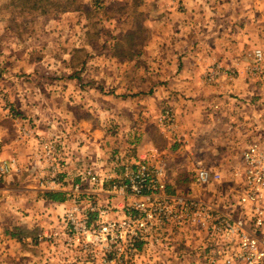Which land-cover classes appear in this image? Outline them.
Masks as SVG:
<instances>
[{"label":"rangeland","instance_id":"obj_1","mask_svg":"<svg viewBox=\"0 0 264 264\" xmlns=\"http://www.w3.org/2000/svg\"><path fill=\"white\" fill-rule=\"evenodd\" d=\"M48 1L54 2L55 0ZM78 1L84 5L86 11H91L89 15L85 11L61 12L53 8L52 4H47L45 8H39L37 11L24 9L25 12H23L21 1L0 0V46L4 42V45L0 48H6L5 51H0V56L9 54V58H14L15 62L25 63L24 67L21 66V69H26L25 72L21 70L22 75L25 77L22 80L20 79L21 81L18 80L22 86L25 85L27 87H23L26 89V94L23 98L28 100L29 104L41 105L43 108V105L46 104L51 106L54 104H57V106L62 105L65 108L63 115H70L73 111V113L82 114L86 117L90 113L86 106L92 102V95L87 89L100 90L103 87L107 91L124 89L128 84H132L134 75L138 70H141V74L137 82L141 88L144 87L140 80L146 75V71L147 73L150 72L151 41L154 40V34L156 30H158L159 36L163 35V33L169 34L166 31L165 23H162L163 19H166V15L162 13L156 14L155 11L157 9H166L168 5H171V2L170 0H158L159 7H156L157 0H103L98 8H91L92 6L94 7V0ZM220 1L222 0H204V12H200L198 15L199 22L201 24L205 23L206 27H208L206 33L208 39L205 40L206 46L218 43L217 40L221 37L218 32L214 33V31L215 28L218 29L220 26L221 29H227L223 30L226 35L222 32V35L226 36L224 38L227 40L226 42H229L230 37H232L230 30L233 29V26L230 25L231 22L229 21L231 19L228 17V20L223 17L224 14L220 16L215 8V6H220L221 8L224 6L220 4ZM214 8L215 10H213ZM235 18L239 26L242 23L245 24V14ZM156 19H159V23H157ZM154 21L155 24H153ZM237 22H232V25ZM136 24L144 27V35L146 37L143 42L141 56L138 59L129 61L114 57V43L120 40L124 33ZM189 29L185 30L184 33L188 34ZM240 38L245 37L240 35ZM243 42L240 40L236 42L235 44L242 46L232 48V52L243 54L244 57L240 58V61H249L246 55H249L248 52L250 50L245 46L247 44H243ZM243 64H245L244 70L248 73H253L249 70L255 64H258L259 70L255 71L254 74H250L249 79H243L239 83V89L246 90L243 96L239 92L240 94L233 97L235 100L226 99L225 108L238 105L239 112L243 113H238V117L234 116L232 120L230 119L228 126H231V130L228 131L229 135L225 138V145L222 149L225 153L222 156L225 165L239 163L241 152L249 142L264 140V69L262 70L260 62L256 63V60L254 63ZM204 71V68L201 69L200 74H203ZM30 72H34L37 77L32 76ZM207 82L215 85L218 83L215 79ZM247 84L248 89L246 88ZM196 86L198 87V85ZM4 90L5 88L0 86V112L4 113L0 116V120L2 116L3 120H8L11 124L10 131L13 129V123L10 121L14 122L15 128L12 132L16 133L15 140L22 141L23 138V141H27L32 139L35 144L30 165L26 162L27 165L25 166L24 162L20 161L19 163L17 159V167L9 174L0 176V226H3V228L0 227L1 234L7 228L5 220L8 217V213H15L19 221H23V218H27L29 215L26 209L30 212L35 211V215L42 211L38 207V201L40 202L41 199H44L39 181L49 177L51 169L50 163L38 160V155L41 152V143L43 141L53 142L58 154L57 162L66 171L68 164L66 157L67 155H73L71 153L73 150L68 147V144L71 143V138L81 137L74 134L73 136L71 135L72 132L78 134L77 127H64L60 126V124H49V128L47 127L45 131L37 132L38 128L35 124L27 116H22L19 108L14 104L15 100L13 101L11 95ZM60 90L63 93L61 96ZM191 104L193 106L191 107L193 110L192 116H194L195 122H198L200 104L199 102L193 103V101H191ZM228 104H231V106H228ZM210 105H213V103L210 102ZM170 107L169 105L162 106L158 113L159 116ZM249 107L253 108V111L245 118L243 114H248L247 108ZM171 111L174 117L175 113L172 109ZM94 115L96 114H93L92 117H95ZM232 121L236 122L233 123ZM242 122H246L248 125L242 124L240 127L239 123ZM157 124H159L164 135L165 132L168 135L169 133H174L172 130L168 133L169 127L160 125L158 117ZM237 127L239 133L235 132ZM4 131L10 132L5 125ZM232 131L235 133H232ZM104 132L107 135H115L117 133L113 127L104 128ZM216 133L220 134V132ZM213 134L212 132L211 135L213 136ZM180 140L179 138L176 140L175 144L177 143L178 146L175 147H173L174 142H172V139L170 140V137L166 138L164 136L163 139L160 135L155 140V145L166 149V157H171L173 171H165L164 176V181L169 190L192 191L195 195L205 196L206 200H212L219 184L220 187L224 188L231 186V184L232 186L235 185L231 180V171H218L221 174L220 181L222 182L212 184L203 189L196 187L191 180L194 171L199 167L211 169L206 165L214 164L216 159L212 158V156L207 157L200 154V147L197 144L194 145L193 149L185 148L181 145L182 140L181 142ZM209 146L215 150H217L216 147L218 150L221 149L219 143L215 144V142H212L206 147ZM114 147L107 146L103 152L105 158L99 159L98 157V160L90 164V166L108 165L111 168L110 171L115 169L120 171L121 163H131L138 156L136 151L133 152L132 148H128L125 151ZM113 149H116V151ZM7 155L8 153L6 152L4 156L6 157ZM166 165L167 163H164L165 169L168 170ZM119 171H114L113 173L116 174ZM99 172L105 173L109 171ZM225 192L220 200L222 202L230 199L229 193ZM12 202H16L18 206L16 205L14 208ZM11 207L14 210L16 209V212ZM82 207L85 208V204H82ZM66 210V207H64L62 213L59 214L53 212L52 209L51 211L45 209L44 212L39 213L41 220L34 218L35 224L31 225V229L28 231L30 232L29 234L38 233L45 228L54 229L60 226L61 218ZM121 215L112 213L108 218H117ZM172 227L168 223L159 231L158 235L163 237L161 244H142V255L134 260L132 264H190L188 260L196 257L193 251L198 249L197 246L200 242L199 237H202L200 236L202 231L191 228L192 230L188 232L189 230L186 228L173 229ZM168 235H170L171 239H169ZM29 237L33 238L31 235ZM170 241L172 243L169 246L168 242ZM29 243L33 246L44 247L47 250L46 260L48 264H101L102 251L95 250L96 255H92L78 247H65L64 244L62 245V239L56 242L44 243H38L33 240L32 242L29 241ZM132 261H128L125 264H129Z\"/></svg>","mask_w":264,"mask_h":264},{"label":"crops","instance_id":"obj_2","mask_svg":"<svg viewBox=\"0 0 264 264\" xmlns=\"http://www.w3.org/2000/svg\"><path fill=\"white\" fill-rule=\"evenodd\" d=\"M170 2L171 5H168L166 9L155 11L156 14L166 15V19L164 18L162 23H165L166 31L169 34L163 33L159 36L158 30L154 34V40L151 41L150 72L146 71V75L140 80L144 87L141 88L137 82L141 74V70H138L132 84H128L124 89L115 91H107L104 87L100 90L87 89L92 95V102L86 106L90 112L86 117L73 113V111L70 115H63L65 108L62 105L46 104L43 105V108L41 105L29 104V101L23 98L26 94L24 88L27 87L22 86L20 82L25 77L21 72V70L24 72L26 70L21 69L25 63L15 62L14 58H9V54L0 56V86L5 88L4 91L11 95L13 101L15 100L14 104L19 108L22 116H27L35 124L38 128L37 132L45 131L49 124L78 128V134L72 132L71 135L81 137L71 138V143L68 144V147L73 150L71 152L73 155L66 157L68 162L66 171L70 174V179L65 183L66 189L70 188L73 179H77L76 171L93 167L90 164L96 162L98 157L99 159L105 158L103 152L107 146H115L114 148L125 151L132 148L133 152L136 151V154L141 157H148L151 150H156L157 155L152 160L167 163L168 170L166 169V171H173L171 157H166V149L155 145V140L160 135L163 139L164 136L170 137V140L172 139L174 142L173 147L178 146L177 143L175 144L178 138L182 140L181 145L185 148L193 149L197 144L200 147V154L216 159L214 164L206 165L212 170H232L233 163L230 165L223 163L222 156L225 153L222 149L225 145V138L229 135L228 131L231 130V126H228L230 119L232 120L234 116L238 117V113L243 112H239L238 105L231 108H225L224 105L226 99L235 100L233 97L236 95L241 93L243 96L245 94L246 90L239 89L238 85L243 79H249L250 74L254 73L244 70L245 64L243 63H254L256 50H260L262 54L259 62L262 70L264 69V0L220 1V4L224 5L223 9L220 6H215V8L220 16L224 14L223 17L231 19L229 21L233 26V29L230 30L232 37L229 42H226L227 40L224 39L226 33L223 30L227 29H221V26L218 29L215 28L214 33L218 32L221 38L217 40L218 43L212 46L205 45V40L208 39L206 36L208 27L198 20L199 13L204 12L203 9H205L204 0H170ZM155 5L159 7L158 0ZM243 14L246 16L245 24L242 23L239 26L235 17ZM156 20L159 23V19ZM232 22L237 23L232 25ZM187 29L189 32L185 34ZM222 32L225 35H222ZM240 35L245 38H240ZM239 40L244 41L243 44L246 43L245 46L250 50L249 55H246L249 61H240V58L244 57L243 54L232 52V48L242 46L235 44ZM3 45L4 42L0 47ZM1 50L5 51L6 48H0ZM217 67H221V71L228 70V72H220L215 78L218 83L210 84L205 75L207 71ZM203 68L205 71L200 74ZM230 71L234 72V76L230 75ZM16 73L18 74L16 75ZM30 73L37 77L34 72ZM247 86L248 84L246 88ZM59 93L61 96L62 90ZM191 101L200 104L198 122H195L194 116H192ZM210 102L213 105H210ZM164 105L171 106L170 108L175 113L172 129L174 133L170 134L171 130L168 129L169 135L166 132L164 135L157 124V117L158 119L160 117L158 113ZM247 109L248 114H243L245 118L253 111L251 107ZM1 112L0 116L4 114ZM93 114H96L95 117H92ZM3 119L2 116L0 132L4 139V154L6 152L8 154L15 153L19 163L22 161L25 166L27 163L30 165L35 142L32 139L23 141V138L22 141L15 140L16 133L12 132L15 128L14 122L10 121L13 123V129L10 131L11 124L8 120ZM226 122L228 123L226 124ZM242 124L248 125L246 122H242L239 123L240 127ZM4 125L10 132L4 131ZM111 127L116 129L115 135H107L104 132V128ZM11 132L12 134L9 135ZM212 132L214 137L211 135ZM216 132H220V134ZM235 132L239 133L238 127ZM235 132L232 131V133ZM166 140L168 141V139ZM212 142L219 143L221 149L218 150L216 147L217 151L211 146L206 147ZM116 149L113 150L116 151ZM93 168L97 171L111 170L108 165ZM114 171L119 170L115 169L110 172ZM67 204L66 202L41 199L40 202L38 201V207L42 210L39 213L44 212L45 209L49 211L52 209L53 212L61 214ZM16 205V202H12L14 208ZM14 208L12 209L16 212ZM26 211L29 215L27 218H23V221H19L15 213H8L5 220L7 228L3 230V234L0 231V264H48L47 250L44 247L30 245L31 243L28 241L30 235L28 231L31 229V225L35 224L34 218L41 220V217H39V213L35 215V211L30 212L28 209ZM0 227L3 228V226Z\"/></svg>","mask_w":264,"mask_h":264},{"label":"built area","instance_id":"obj_3","mask_svg":"<svg viewBox=\"0 0 264 264\" xmlns=\"http://www.w3.org/2000/svg\"><path fill=\"white\" fill-rule=\"evenodd\" d=\"M254 58L256 63L261 60L260 50L254 52ZM257 70L259 66L255 64L249 71ZM220 72L228 70L217 67L207 71V81L214 80ZM231 74L234 76L233 71ZM158 121L172 130L171 109L164 110ZM156 155L157 151L151 150L148 157L137 156L131 163H121L116 174L83 168L76 171L77 179L72 178L66 189L70 174L57 162L53 142L43 141L38 160L50 163L51 175L40 179L41 189L64 192V202L70 203L60 226L45 228L28 241L62 239L65 247H78L92 255H96L95 250L102 251L101 264L133 260L129 263L132 264L142 255V244H161L163 237L158 233L170 223L173 229L202 231L198 249L193 251L196 257L188 260L190 264H264V140L251 141L244 147L240 162L231 170L235 185L224 188L219 184L212 200L192 191L169 190L164 181V163L152 160ZM3 156L4 139L0 132V176L17 167L15 154ZM191 180L202 189L222 182L218 171L204 167L197 168ZM225 191L230 199L222 202ZM112 213L122 215L108 218Z\"/></svg>","mask_w":264,"mask_h":264},{"label":"trees","instance_id":"obj_4","mask_svg":"<svg viewBox=\"0 0 264 264\" xmlns=\"http://www.w3.org/2000/svg\"><path fill=\"white\" fill-rule=\"evenodd\" d=\"M23 7V12L25 10L37 11L39 8H45L47 4H52L58 11H85L86 14H90L91 11H86L85 7L78 0H55L50 2L48 0H19ZM103 0H94V7L98 8ZM25 9V10H24ZM92 10V9H90ZM146 39L144 35V27L136 24L130 29H128L122 38L114 43L113 49L115 50L113 56L125 60L138 59L143 50V42ZM43 198L54 202H64L66 200V194L61 191H49L42 192ZM32 237L36 236V232L30 234Z\"/></svg>","mask_w":264,"mask_h":264}]
</instances>
